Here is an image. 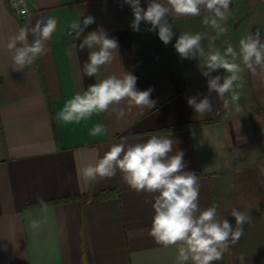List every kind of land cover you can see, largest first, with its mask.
<instances>
[{"label": "crops", "instance_id": "crops-1", "mask_svg": "<svg viewBox=\"0 0 264 264\" xmlns=\"http://www.w3.org/2000/svg\"><path fill=\"white\" fill-rule=\"evenodd\" d=\"M25 2L29 14L21 18L8 0H0V264H175L176 249L158 245L149 234L150 194L131 190L119 172L92 182L80 174L112 144L143 142L152 135L170 137L174 149L184 152L185 170L199 179L202 209L217 205L218 218L233 227V208L251 217L240 240L214 264H264V69L241 72L238 110H225L212 92L214 111L199 116L187 99L209 96L204 61L181 58L174 48L183 32L206 33V51L223 52L228 44L238 50L239 40L258 28L264 40V0H232L223 22L227 31L219 36L203 23L211 15L206 11L173 14L169 23L175 35L167 45L158 29L148 31V23L132 29L133 12L124 0ZM140 4L146 10L147 0ZM49 16L57 18L58 30L46 52L15 71L5 47L9 37L29 21L34 25ZM85 16L94 23L74 40L68 26ZM100 28L117 40L118 50L96 76H83L88 49L80 51L79 44ZM124 71L137 77L138 90L152 89L153 108L132 107L121 119L94 114L79 124L56 119L77 92ZM217 74L227 75L222 69ZM96 123L107 127L105 135H89ZM106 190L113 195L95 197ZM40 200L48 206L47 222L32 230L29 218L45 215Z\"/></svg>", "mask_w": 264, "mask_h": 264}, {"label": "clouds", "instance_id": "clouds-1", "mask_svg": "<svg viewBox=\"0 0 264 264\" xmlns=\"http://www.w3.org/2000/svg\"><path fill=\"white\" fill-rule=\"evenodd\" d=\"M131 7L134 19L131 27L139 31L143 21L151 25L148 31L158 29L159 39L167 45L175 35L169 17L200 16L202 11L211 15L203 23L211 27L217 36L224 34L232 0H147L146 10L140 0H124ZM94 23L92 16L69 24L68 35L79 40L85 29ZM58 30V20L54 16L37 20L34 25L29 21L9 37L5 47L10 53L12 68L23 71L46 52V44ZM29 36L32 37L31 41ZM206 33L183 32L175 41L174 48L181 58H202V75L207 78L209 96L197 99L189 97L187 103L199 115L214 111L212 92L222 103L225 110L237 107L240 99L236 91L241 72L247 68L252 73L264 69V40L261 29L248 33L239 40L238 50L228 44L223 52L214 48L207 51L202 45ZM73 47L76 45L73 43ZM88 49V58L82 66L83 76L94 77L101 67L112 63L118 42L110 38L102 28L89 32L79 44L80 51ZM240 61V62H238ZM243 65V67L241 66ZM223 70L227 75H213ZM137 77L124 71L120 76L110 75L98 82L89 84L82 92L68 99L57 112L56 119L64 124H79L94 114H115L117 119L126 115L132 107L153 108L155 101L151 97L152 89L138 90ZM230 94V98L228 97ZM199 95V94H198ZM107 127L96 123L89 135H105ZM174 153V154H173ZM184 152L174 149V141L168 136L152 135L146 141L128 143L122 139L112 144L105 154L94 164H88L80 170L86 181L112 178L117 172L123 181L137 193H148L153 197L154 210L150 236L165 248L174 247L177 251L175 264H214L230 251L243 235L244 225L251 217L235 208L231 216L235 218V227L224 218L220 219L217 205L201 208L198 176L186 171ZM45 215L40 219L29 218L32 230H39L47 222V204L40 200Z\"/></svg>", "mask_w": 264, "mask_h": 264}, {"label": "built area", "instance_id": "built-area-1", "mask_svg": "<svg viewBox=\"0 0 264 264\" xmlns=\"http://www.w3.org/2000/svg\"><path fill=\"white\" fill-rule=\"evenodd\" d=\"M12 13L18 17L24 18L29 14L25 0H8Z\"/></svg>", "mask_w": 264, "mask_h": 264}, {"label": "trees", "instance_id": "trees-1", "mask_svg": "<svg viewBox=\"0 0 264 264\" xmlns=\"http://www.w3.org/2000/svg\"><path fill=\"white\" fill-rule=\"evenodd\" d=\"M113 195V191L112 190H106L103 192H99L97 195H95V197L99 198V199H105L108 198L110 196Z\"/></svg>", "mask_w": 264, "mask_h": 264}]
</instances>
